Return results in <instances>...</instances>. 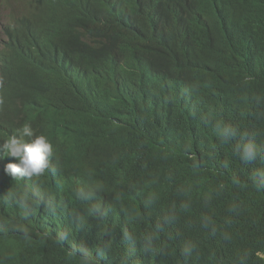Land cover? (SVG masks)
I'll return each instance as SVG.
<instances>
[{
	"label": "trees",
	"instance_id": "obj_1",
	"mask_svg": "<svg viewBox=\"0 0 264 264\" xmlns=\"http://www.w3.org/2000/svg\"><path fill=\"white\" fill-rule=\"evenodd\" d=\"M24 1L0 145L78 131L100 199L0 196V264H264V0Z\"/></svg>",
	"mask_w": 264,
	"mask_h": 264
},
{
	"label": "clouds",
	"instance_id": "obj_2",
	"mask_svg": "<svg viewBox=\"0 0 264 264\" xmlns=\"http://www.w3.org/2000/svg\"><path fill=\"white\" fill-rule=\"evenodd\" d=\"M24 5V0H0V18L18 16ZM2 36L0 32V40ZM5 93L6 84L0 77V116L5 113ZM77 134L78 131L60 123L50 133H34L30 125H25L5 138L0 145V196H13L21 201L25 198L22 191L26 190L43 203L91 191L85 182L83 166L90 159L93 146L77 140ZM55 165L60 170L55 171ZM33 180H37L39 190L27 186Z\"/></svg>",
	"mask_w": 264,
	"mask_h": 264
},
{
	"label": "bare ground",
	"instance_id": "obj_3",
	"mask_svg": "<svg viewBox=\"0 0 264 264\" xmlns=\"http://www.w3.org/2000/svg\"><path fill=\"white\" fill-rule=\"evenodd\" d=\"M89 155H90V158H95V157H97L98 155H96V150H95V147H93L92 148V150H91V152L89 153ZM96 155V156H95ZM71 166V165H70ZM110 167H111V169H115V168H117L115 165H113V164H110ZM60 168V167H59ZM60 172V171H59ZM64 174V172H62L61 171V175H63ZM96 191L94 190V189H92L91 191H88L87 192V195H88V197H95V198H99V197H96ZM100 199V198H99Z\"/></svg>",
	"mask_w": 264,
	"mask_h": 264
},
{
	"label": "rangeland",
	"instance_id": "obj_4",
	"mask_svg": "<svg viewBox=\"0 0 264 264\" xmlns=\"http://www.w3.org/2000/svg\"><path fill=\"white\" fill-rule=\"evenodd\" d=\"M1 47H2V42H1V40H0V50H1ZM263 257H264V255H263Z\"/></svg>",
	"mask_w": 264,
	"mask_h": 264
}]
</instances>
